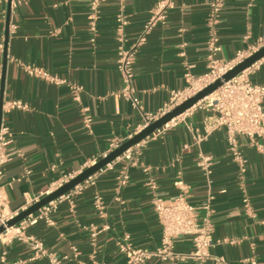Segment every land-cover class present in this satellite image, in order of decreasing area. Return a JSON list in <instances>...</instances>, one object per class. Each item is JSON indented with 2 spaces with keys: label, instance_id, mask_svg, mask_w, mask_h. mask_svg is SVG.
Instances as JSON below:
<instances>
[{
  "label": "crops",
  "instance_id": "0c3cea01",
  "mask_svg": "<svg viewBox=\"0 0 264 264\" xmlns=\"http://www.w3.org/2000/svg\"><path fill=\"white\" fill-rule=\"evenodd\" d=\"M158 1L126 0L123 7L108 1L97 12L91 0H27L10 8L6 68L0 54V101H20L27 108L2 109V123L12 136L9 149L20 152L0 169L2 216L21 213L62 177L80 174L108 154L113 143L138 133L147 124L146 115H157L173 92L188 86L187 74L198 78L207 73L212 35L219 38L221 60L234 59L264 39V0H225L215 19L212 0H173L166 20L150 32L137 55V109L121 94L118 16L123 12L128 19L125 33L131 43ZM8 11L9 0H0L4 45ZM23 65L45 69L61 83L30 76ZM248 75L252 83L264 84V59ZM74 86L82 88L79 100ZM85 116L92 119L91 130ZM216 117L204 103L197 104L165 131L133 147L130 158L116 159L70 199L57 201L52 225L38 221L26 233L63 264H124L119 242L126 235L135 248L160 245L162 228L153 197L175 198L182 181L189 202L199 208L200 222L206 215L202 206L210 201L211 254L228 264H264V153L241 139L242 171ZM205 159L208 169L202 166ZM124 174L129 180L120 187ZM176 249L190 252L191 240H177ZM0 264L51 263L34 259L33 249L14 227L0 235Z\"/></svg>",
  "mask_w": 264,
  "mask_h": 264
},
{
  "label": "built area",
  "instance_id": "2783aa9c",
  "mask_svg": "<svg viewBox=\"0 0 264 264\" xmlns=\"http://www.w3.org/2000/svg\"><path fill=\"white\" fill-rule=\"evenodd\" d=\"M26 1L27 0H12L11 9H16L19 5ZM108 1L118 2L122 7L126 2V0H91V7L93 11L97 12L103 3ZM224 4L225 0H212L210 8L211 17L213 19L217 18L221 13ZM173 7V0H159L151 9L150 17L148 18L138 37L131 43L128 41L125 33L126 27L128 25V19L123 14V12L118 16L117 68L123 81L121 94L125 99L131 101L132 105L137 109L141 108V102L139 97L136 95V89L134 87L135 63L139 49L147 42L150 32L159 23H163L166 20L169 11L172 10ZM262 47H264V39L259 40L256 45H251L248 47V49L238 52L234 59L221 60L218 57V54L221 51L219 38L217 35H212L207 45V73L198 78H192L190 74H187V78L189 79L188 86L183 91L173 92L169 102L157 115H146L145 118L147 120V124L141 127L138 133L149 123L165 115L216 81L222 80L224 75H226L234 67H236ZM4 50L5 45L0 43V54L4 53ZM252 67L245 70L235 78L227 82H223L220 88L198 103H204V105L208 106L214 111L217 116L216 127H224L226 129V138L229 152L233 160L240 165L242 171L245 170V160L241 150V139H246L250 144L256 146L259 151L264 153V144L260 142V140L264 139V84H255L251 82L248 71ZM23 68L30 76L42 78L52 83H61L60 79L52 76L45 69L31 65H23ZM73 90L76 95L75 98L79 100V93L81 92L82 88L79 86H74ZM3 107L8 109L22 110L27 108V106L20 101L7 102L3 104ZM174 121L175 120L166 124L155 133H162ZM91 123V117L85 116L84 124L89 130H91ZM11 144L12 136L9 128L1 122L0 169L15 156L20 155L19 151L9 149ZM120 145V143H113L109 153L118 148ZM132 149L133 147L127 150L121 157L124 156L130 158ZM99 160L93 161L92 165L96 164ZM112 163L106 167H110ZM202 166L206 169L210 167V162L208 159L204 160ZM75 176L77 175H65L56 183L55 188L49 193L69 182ZM90 179L91 177L86 181H89ZM128 180L129 176L127 174L121 176L119 180L120 187L126 186ZM83 183L76 186L72 191L61 196L59 199L45 205L35 214L30 215L15 226L17 228L19 237L24 242L29 244L33 249L34 259L44 257L48 258L51 264H63V261L55 254L49 253L46 250L41 241H39L35 236L27 234L26 231L30 226L36 224L38 221H44L46 224L52 225V216L56 207V202L60 199H70L72 193L80 190ZM177 186L180 187V192L175 198L169 200L159 196H154L152 200L153 209L157 214L162 228V240L160 245L155 249L135 248L130 243V237L126 235L123 241L119 242V250L125 256L124 264H208L212 260L216 264H228L227 261L222 257H214L211 254V248L213 247V225L210 222V201L202 206L206 212V215L200 222L198 216L199 208L189 202L187 187L182 181H179ZM39 200L40 199L34 201L28 207ZM97 203L100 204L99 199H97ZM245 203H248L247 199H245ZM16 215L4 217L0 214V226L6 225V222ZM108 228V226H105V229ZM9 229L7 228L4 233L8 232ZM184 238H188L192 242L193 249L188 253L179 252L176 249V241ZM252 264L257 263L252 262Z\"/></svg>",
  "mask_w": 264,
  "mask_h": 264
},
{
  "label": "water",
  "instance_id": "95a60500",
  "mask_svg": "<svg viewBox=\"0 0 264 264\" xmlns=\"http://www.w3.org/2000/svg\"><path fill=\"white\" fill-rule=\"evenodd\" d=\"M11 1L12 0H9V11H8V18H7V30H6L5 50H4V68H6V64H7V46H8V40H9ZM263 59H264V47H262L257 52L253 53L250 57H248L243 62L238 64L236 67H234L231 71H229L226 75H224L222 80L216 81L215 83L211 84L210 86H208L201 92L197 93L195 96L191 97L184 103L180 104L176 108L166 113L165 115L149 123L139 133L135 134L132 138L123 142L118 148L111 151L105 157H102L96 164L88 167L87 169L82 171L80 174L75 176L73 179H71L69 182L65 183L64 185L54 190L53 192L45 195L42 199H40L39 201H37L36 203L31 205L27 209L23 210L21 213H18L12 219L8 220L6 222V225L0 226V235L3 234L7 228L8 229L14 228L21 221H23L30 215L35 214L45 205L59 199L61 196L72 191L76 186L82 184L83 182L88 180L90 177L95 175L97 172L104 169L107 165L111 164L116 159L121 157L127 150L140 144L141 142L146 140L148 137L153 135L155 132H157L159 129H161L163 126L172 122L179 116L185 114L188 110L192 109L201 100H203L204 98H206L207 96L215 92L218 88H220L223 82H227L235 78L236 76H238L239 74H241L242 72L249 69L250 67H252L253 65H255L256 63H258L259 61ZM3 81H4V75H3ZM2 109H3V99H1L0 101V123L2 122V115H3ZM180 264H195V263H180Z\"/></svg>",
  "mask_w": 264,
  "mask_h": 264
}]
</instances>
